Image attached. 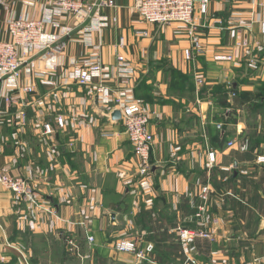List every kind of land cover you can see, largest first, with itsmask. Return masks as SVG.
<instances>
[{"label":"crops","instance_id":"0c3cea01","mask_svg":"<svg viewBox=\"0 0 264 264\" xmlns=\"http://www.w3.org/2000/svg\"><path fill=\"white\" fill-rule=\"evenodd\" d=\"M113 1L115 7L82 22L55 17L53 0H0L1 42L11 41L9 22L24 17L43 20L52 44L23 67L18 87L35 89L23 95L25 105L7 103L20 91L0 81V170L27 179L53 211L35 209L0 186V264H264V164L258 162L264 155V0H210L207 16L195 15L202 50L191 60L188 26L146 24L136 0ZM241 39L248 48L238 46ZM97 53L111 69L113 87L124 56L134 71L125 85L151 113L148 191L137 184L134 149L115 111L95 88L69 79L75 63ZM43 79L55 85L44 86ZM20 110L27 112L26 126L18 123ZM48 123L51 135L43 130ZM111 132L116 136H102ZM179 227L204 228L212 239H197L187 257ZM127 235L141 248L153 245L147 259L115 250Z\"/></svg>","mask_w":264,"mask_h":264},{"label":"built area","instance_id":"2783aa9c","mask_svg":"<svg viewBox=\"0 0 264 264\" xmlns=\"http://www.w3.org/2000/svg\"><path fill=\"white\" fill-rule=\"evenodd\" d=\"M55 17L64 15H73L79 21H86L93 15H99L105 8L115 7L113 0H102L95 3H89L87 0H53ZM210 0H136L135 10L140 15L142 22L151 25L164 26L170 24H183L188 26L192 31L191 43L193 49L186 51L187 59L191 60L195 52L200 53L202 50L201 37L195 33V15L199 12L207 16ZM223 24L222 21H217ZM262 33H264V24H262ZM10 42L0 41V81L9 80L10 86L14 90L20 91L19 94L11 95L7 98V103L22 101L23 95H32L35 93L34 87H18V80L22 74L23 67L29 63V58L35 53H41L51 50L52 44L45 40V22L43 20H32L24 17L15 18L9 22ZM138 35L147 37L148 32L138 31ZM64 46V45H63ZM62 46V47H63ZM238 46L246 49L249 43L246 39H241ZM125 41L121 40L118 48H124ZM98 49V48H96ZM22 51V52H20ZM193 51V52H192ZM232 57L229 58L231 60ZM35 62H30L32 68ZM111 69L106 67L98 53L90 58L83 59L75 63L70 73L69 79L77 85L87 89H94L95 94L103 104L109 105L112 111L121 112V122L124 127V134L130 141L134 149V159L136 160L137 184L142 191H148L152 187V152L154 147V136L150 130L151 113L145 110L139 102L136 101L132 90L126 86L133 78L134 71L126 63L124 56H118V65L116 67V79L118 85L111 86L110 77ZM203 79L197 77V84L203 85ZM44 86H54L49 80H41ZM22 105L25 103L22 101ZM1 115V113H0ZM18 123L21 126L28 124L27 114L20 110L18 112ZM57 124L64 127L62 117L57 119ZM221 127V126H220ZM43 130L45 135H51L54 131L51 124H44ZM104 138L115 137V133H104ZM229 147L234 145L233 141L228 143ZM211 163L215 162V154H209ZM260 164H264V155L258 158ZM0 186L14 194L18 199L30 204L35 209L52 214L53 211L45 204V199L37 190L22 176H15L8 168L0 170ZM210 189L205 187L202 191L201 198L208 201ZM1 210V207H0ZM206 211L205 207L201 208L198 217H202ZM1 218V213H0ZM217 224V221H215ZM178 237L185 248L193 245L197 239H212V235L206 229L192 230L186 227L177 229ZM88 242L92 244L94 238L88 236ZM68 243L74 253L80 256L79 247L70 239ZM115 250L118 253H130L137 256L140 260L147 259V255L152 253L154 247L152 244L141 248L139 242L123 238L115 243ZM193 264H196L192 261Z\"/></svg>","mask_w":264,"mask_h":264},{"label":"rangeland","instance_id":"374dc122","mask_svg":"<svg viewBox=\"0 0 264 264\" xmlns=\"http://www.w3.org/2000/svg\"><path fill=\"white\" fill-rule=\"evenodd\" d=\"M164 26H166V25H164ZM159 27H163V26H159ZM41 98V97H40ZM44 99V98H43ZM43 103H45L44 102V100L42 101V102H40V105H43ZM26 114H27V112L25 111V110H23ZM128 236V235H127ZM92 237V236H91ZM124 238H129V236L128 237H124ZM87 239H88V237H87ZM121 239H123V238H121ZM129 239H131V238H129ZM120 240V239H119ZM132 240H134V239H132ZM95 242V241H94ZM117 242V241H116ZM182 246H183V244H182ZM183 251H184V254H185V251H186V255H187V257H189V249L188 248H185L184 246H183Z\"/></svg>","mask_w":264,"mask_h":264},{"label":"water","instance_id":"95a60500","mask_svg":"<svg viewBox=\"0 0 264 264\" xmlns=\"http://www.w3.org/2000/svg\"><path fill=\"white\" fill-rule=\"evenodd\" d=\"M114 120L120 121L122 116H121V112L120 111H115L112 115Z\"/></svg>","mask_w":264,"mask_h":264},{"label":"trees","instance_id":"16d2710c","mask_svg":"<svg viewBox=\"0 0 264 264\" xmlns=\"http://www.w3.org/2000/svg\"><path fill=\"white\" fill-rule=\"evenodd\" d=\"M234 97H235V100L238 98V93L237 92H236Z\"/></svg>","mask_w":264,"mask_h":264}]
</instances>
